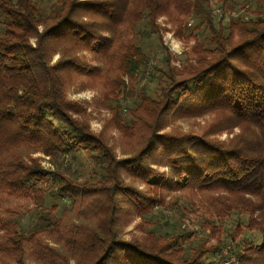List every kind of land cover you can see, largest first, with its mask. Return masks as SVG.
I'll return each instance as SVG.
<instances>
[{
  "label": "trees",
  "instance_id": "16d2710c",
  "mask_svg": "<svg viewBox=\"0 0 264 264\" xmlns=\"http://www.w3.org/2000/svg\"><path fill=\"white\" fill-rule=\"evenodd\" d=\"M50 1L0 0V264H264V0H217L244 12L217 24L211 0ZM160 16L190 49L146 74ZM76 84L109 102L100 132Z\"/></svg>",
  "mask_w": 264,
  "mask_h": 264
},
{
  "label": "rangeland",
  "instance_id": "374dc122",
  "mask_svg": "<svg viewBox=\"0 0 264 264\" xmlns=\"http://www.w3.org/2000/svg\"><path fill=\"white\" fill-rule=\"evenodd\" d=\"M51 1L50 0H43V7L44 9H48ZM211 3L213 5V16L215 19V23L224 21L226 22L228 19L231 17H237L238 13L242 14L244 13L243 11H236V10H229V9H222L220 7V2L217 0H211ZM242 5V4H241ZM236 11V12H235ZM187 26L186 27V33L192 30V27L194 25L193 18H189L187 20ZM158 22L161 23L163 28H168L166 31L165 29L162 30V36L159 38L158 34L149 27V25H142V29H145V38L143 41H135L137 43H140L142 47H144L147 51V53L150 56V62L145 65V70L146 74H151L154 69L153 67L158 64L160 57L162 56L161 52L164 51V47L166 46L169 51L171 52L173 59H179L182 60L184 57V53L188 51L189 44L187 43L188 41L185 40V38H181L177 36L172 30H169L172 28V25L170 23L166 22V17L165 16H160L158 18ZM167 24H165V23ZM166 25V26H165ZM193 43V42H192ZM144 67L142 66L139 73H138V80L136 83L137 88H141L143 86H146L149 83V78H144L142 75ZM150 76V75H149ZM156 87V83H151L150 84V91L153 92ZM97 91L94 89H89L86 87L81 86L80 84H76L74 86L69 87L68 89V95L69 98L80 102L84 105H87L88 107V119L90 121V126L91 129L94 132H100L104 125L106 120H108L111 116H113L111 109L109 107V102L102 99L100 95L96 93ZM120 104L121 108V113L120 117L125 118L127 117V109L128 106H131L133 104V98H130L128 100H123L122 102H118ZM198 122H201L202 124L204 123L203 118L197 119ZM174 129H178L179 131H193L196 133L200 130V126L197 124V122L193 119L189 120H177L171 125H169L165 130L163 131H172ZM114 130V129H112ZM238 132V129L236 128L233 132L227 133L224 132L219 137L222 140L233 136L235 133ZM214 138V137H213ZM43 157V165L46 169H54L56 164H59L61 162V159H57L56 161L50 160L48 157L42 156ZM169 196L167 197V200H169ZM60 198L57 197L55 199H47L46 200V208H50L53 204H60ZM180 208H191L190 205L184 201L180 200L179 206H167V208H164L163 211L166 213V215H169L170 217H175L178 216L179 213L183 216V220H187L189 217L188 215H184L180 210ZM188 211V210H187ZM37 212H33L31 217H29V214L26 215L24 220L21 222V228L29 234L33 229L37 227ZM139 222L138 217H134L133 219H130L128 222L122 223V226L120 227V233L123 238L129 239L132 233L137 232L135 226ZM189 223V222H188ZM192 224V223H191ZM196 224V223H195ZM193 225V224H192ZM1 233V232H0ZM35 264V263H34Z\"/></svg>",
  "mask_w": 264,
  "mask_h": 264
}]
</instances>
